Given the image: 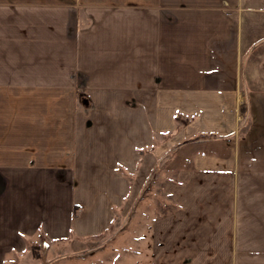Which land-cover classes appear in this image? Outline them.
Returning a JSON list of instances; mask_svg holds the SVG:
<instances>
[{
    "label": "crops",
    "instance_id": "1",
    "mask_svg": "<svg viewBox=\"0 0 264 264\" xmlns=\"http://www.w3.org/2000/svg\"><path fill=\"white\" fill-rule=\"evenodd\" d=\"M23 257L264 264V0H0V264Z\"/></svg>",
    "mask_w": 264,
    "mask_h": 264
},
{
    "label": "rangeland",
    "instance_id": "2",
    "mask_svg": "<svg viewBox=\"0 0 264 264\" xmlns=\"http://www.w3.org/2000/svg\"><path fill=\"white\" fill-rule=\"evenodd\" d=\"M129 222H131V221H129ZM128 221L126 222V223H124L125 225H126V227H127V223H128V225L130 224ZM124 225V226H125ZM39 249V250H38ZM32 250L34 251V253H33V255H34V258L35 259H37V258H39L38 256H39V254L41 253L40 252V248L38 247V245H33L32 246ZM41 255V254H40ZM30 258V257H29ZM29 258L28 259H25V257H23V258H21V259H19L18 260V262L20 263V264H31L30 262H32L33 260H29ZM34 262V261H33ZM37 263H41L42 262V260H41V258L39 259V260H37L36 261ZM37 263H34V264H37ZM46 263V262H45ZM18 264V263H17ZM46 264H48V263H46Z\"/></svg>",
    "mask_w": 264,
    "mask_h": 264
}]
</instances>
